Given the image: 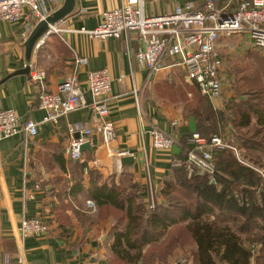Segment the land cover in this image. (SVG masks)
Segmentation results:
<instances>
[{"label": "crops", "instance_id": "0c3cea01", "mask_svg": "<svg viewBox=\"0 0 264 264\" xmlns=\"http://www.w3.org/2000/svg\"><path fill=\"white\" fill-rule=\"evenodd\" d=\"M63 2L60 6L47 3V15ZM121 2L75 0L73 9L52 25L60 33L42 35L29 58L25 42L31 30L22 20L0 19V110L14 109L21 121L42 119L38 89L29 79V71L24 72L29 64L46 73L45 89L51 92H57V86L77 67V78L84 88L82 107L62 116L57 125L42 124L35 136L20 132L0 139V264H119L111 260L110 252L116 228L112 218L97 217L88 193L89 172L100 176L99 185L110 180L138 184L145 202L150 185L159 203L173 161L182 157L184 141L197 132L194 116L184 109L194 84L175 55L162 58L164 69L149 71L134 57L128 59L127 52L133 53L141 45L137 33L128 38L95 39L82 31L95 29L100 13ZM186 2L197 10L203 4V0H143V11L147 15L167 14ZM80 57L85 62L78 65ZM98 69H107L113 78L108 118L114 123L115 136L106 146L94 135L98 145L83 150L79 161L70 158L65 147L70 138H83L82 131L94 126L85 80L88 72ZM133 86L139 91L140 111L133 102ZM209 100L215 110L222 111V97ZM71 127L75 132L69 131ZM153 128L175 139L170 150L152 147L149 133ZM118 150L128 152L126 156L133 162L123 164L125 156H117ZM35 216L47 219L49 234L22 238L20 222ZM193 248L194 244L176 247L165 264H193Z\"/></svg>", "mask_w": 264, "mask_h": 264}, {"label": "trees", "instance_id": "16d2710c", "mask_svg": "<svg viewBox=\"0 0 264 264\" xmlns=\"http://www.w3.org/2000/svg\"><path fill=\"white\" fill-rule=\"evenodd\" d=\"M258 49L230 64L237 99L221 114L196 85L184 109L194 116L197 132L205 138H226L239 151L212 149V173L172 164L161 188L162 201L149 209L137 184L113 180L99 185L89 172L88 193L98 219H113L111 260L119 264H165L176 247L194 244L193 264H264V57ZM189 139V137H188ZM184 141L181 155L194 148ZM186 149V150H184ZM80 161V160H79ZM85 165V164H83Z\"/></svg>", "mask_w": 264, "mask_h": 264}, {"label": "built area", "instance_id": "2783aa9c", "mask_svg": "<svg viewBox=\"0 0 264 264\" xmlns=\"http://www.w3.org/2000/svg\"><path fill=\"white\" fill-rule=\"evenodd\" d=\"M63 0H0V19L11 22L24 21V27L32 30L37 23L45 19L47 3L60 6ZM101 20L93 30H84L91 38H128L137 33L141 45L135 52L128 51V59H136L138 65L149 71L164 69L162 58L175 55L179 63L186 69L187 78L198 87L203 96L217 98L222 94L221 58L215 49L222 36L243 35L247 45L253 49L264 50V0H203L202 8L193 9L190 3L177 7L167 14H150L143 11V0H122L121 4L100 13ZM60 33L59 28L50 25L43 34ZM85 62L84 57L76 60L78 65ZM29 79L38 89V106L44 112L40 121L26 119L21 121L14 109L0 110V139L11 137L17 133L35 136L42 124L57 125L65 114L82 107L84 88L77 78L74 68L57 86V92L45 89L46 73L34 63L29 64ZM124 76H120L121 80ZM86 88L91 95L89 103L94 116L93 128L82 131L84 137L70 138L65 147L66 154L75 160H82L81 149L84 142L90 148L98 145L93 136H99L103 144L109 146L115 136L114 123L109 120L110 108L108 98L111 92V77L107 69H98L86 74ZM133 102L140 111L139 91L133 86L131 90ZM71 133L75 130L71 127ZM153 148L167 151L175 142L173 137L153 128L150 131ZM188 143L194 146L187 152L184 162L174 160L176 166H183L187 175L197 170L204 173L213 171L212 149L230 148L242 163L243 160L236 146L228 143L226 138L218 135L202 137L192 132ZM128 152L118 150L117 156H126ZM239 155V157H238ZM242 159H241V158ZM264 177L261 168L253 167ZM147 206L154 209L155 193L148 187ZM20 236H46L50 232L47 219L35 216L23 219L18 227Z\"/></svg>", "mask_w": 264, "mask_h": 264}, {"label": "rangeland", "instance_id": "374dc122", "mask_svg": "<svg viewBox=\"0 0 264 264\" xmlns=\"http://www.w3.org/2000/svg\"><path fill=\"white\" fill-rule=\"evenodd\" d=\"M215 49L217 50V53L219 54L221 58V66H222L221 74L223 77L222 81L224 84V88L222 90V94L220 97L223 98L222 102H223V107H224L225 104L230 103V101L237 99V93L234 90L233 84H232L234 81V77H233V74L230 72L229 65L239 61V59L245 56L247 53L252 52L256 49H253L250 46H248L247 40H245V37L239 34L235 36H222L217 41ZM258 50L260 51V55L262 56L260 57V61H261L260 63H263L264 50L263 49H258ZM260 80L263 82L264 76H262ZM223 107H222V110H223ZM228 143L233 145L232 142H230L229 140H228ZM241 153L242 151L239 152V154ZM241 157H242V154H241ZM245 161H248V160H245ZM262 162H264V159H262Z\"/></svg>", "mask_w": 264, "mask_h": 264}, {"label": "water", "instance_id": "95a60500", "mask_svg": "<svg viewBox=\"0 0 264 264\" xmlns=\"http://www.w3.org/2000/svg\"><path fill=\"white\" fill-rule=\"evenodd\" d=\"M74 4L75 0H64L60 8L47 15L43 21H40L35 25V27L30 31L27 41L25 42V54L27 58L30 57L32 48L34 47L38 39L42 37L45 31L48 30L50 25L59 22L63 16L68 14L73 9ZM24 72L28 73V67H25ZM81 149L82 151L91 150L88 142H84ZM121 162L123 164H131L133 162V158L130 156H125L121 158Z\"/></svg>", "mask_w": 264, "mask_h": 264}]
</instances>
